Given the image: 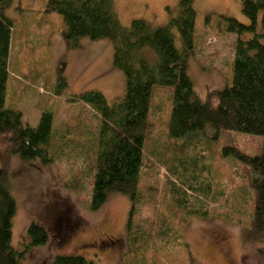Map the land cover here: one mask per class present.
Instances as JSON below:
<instances>
[{
    "label": "rangeland",
    "instance_id": "374dc122",
    "mask_svg": "<svg viewBox=\"0 0 264 264\" xmlns=\"http://www.w3.org/2000/svg\"><path fill=\"white\" fill-rule=\"evenodd\" d=\"M46 1L11 0L3 10L12 21L6 106L20 110L23 122L31 126L48 111L53 119L52 136L70 133L67 136L75 142L86 143L97 129L98 115L81 100L72 99L94 89L111 101L123 93L124 75L113 64V47L108 39L83 37L78 46L71 47L63 34L61 15L47 12ZM176 3L115 0V9L123 25L142 18L156 26L168 21L169 9H175ZM194 8V50L188 58L187 72L200 99L215 101L214 92L231 83L237 39L236 34L224 29L221 16L242 23L248 20L239 0H194ZM175 34L179 47V35ZM172 92V87L155 85L151 94L138 184L143 203L133 217V222L142 224L153 239L142 256L131 253L128 241V195L111 192L97 210H90L94 170L88 167L93 161L88 158L86 166L79 162L82 144H70L72 152L68 150L56 162L44 165L37 159L22 161L10 154L5 138L0 137V167L9 172L17 204L12 244L23 253L22 264H52L53 257L63 253L81 254L97 264H118L126 254L138 258L139 264H264L255 251L258 244H245L242 237L254 204L250 168L234 156H222L226 145L258 154L263 138L239 131L223 129L214 138L209 127L191 139L196 146L184 158L199 160L198 172L205 173V180H210L217 195L206 201L208 218L191 217L178 223L181 244L162 247L157 236L159 210L168 211L174 224L182 214L163 191L170 162L166 145ZM75 181L79 185L73 184ZM31 221L44 226L48 239L43 245L25 248Z\"/></svg>",
    "mask_w": 264,
    "mask_h": 264
},
{
    "label": "trees",
    "instance_id": "16d2710c",
    "mask_svg": "<svg viewBox=\"0 0 264 264\" xmlns=\"http://www.w3.org/2000/svg\"><path fill=\"white\" fill-rule=\"evenodd\" d=\"M239 1L247 23L221 16L224 29L236 34L237 39L231 83L212 94L217 99L215 104L210 98L200 99L187 72L188 58L194 50V0H177L175 9H169L168 21L156 26L142 18L123 25L115 0H47L46 11L61 15L65 24L63 34L71 47L78 46L83 37L108 39L113 47V64L124 75V91L111 101L94 89L72 99L81 100L98 115L95 133H90L86 143H80L83 141L69 138L70 133L52 136L53 119L48 111L41 114L37 125L31 126L23 122L20 110L6 106L12 21L3 10L11 0H0V137L5 138L8 151L22 161L37 159L47 165L62 158L70 144L74 147L82 144L79 162L86 166L88 158L93 161L88 167L94 170L90 210H97L111 192L128 195L131 202L126 229L128 241L131 253L142 256L144 248L153 245L151 233L145 232L142 224L133 222L143 203L138 184L144 164L147 116L153 87H172L166 145L170 162L166 165L168 174L163 191L169 194L172 207L180 209L182 214L174 224L168 211L159 210L157 236L162 247L176 248L178 242L182 243L178 223L191 217H209L206 201L217 194L210 180H205V173L198 172L199 160L184 155L196 146L191 139L210 127L214 138L223 129L263 138L258 154H246L226 145L222 156H234L250 168L254 204L242 237L245 244H258L256 254L264 259V0ZM175 31L179 35V47ZM207 174L210 176V167ZM73 184L79 185L78 181ZM16 208L9 172L0 167V264H22L23 253L12 244ZM26 235L25 248L43 245L48 239L46 229L36 221L30 222ZM138 261L126 254L118 264H139ZM52 264L97 263L81 254L63 253L56 254Z\"/></svg>",
    "mask_w": 264,
    "mask_h": 264
}]
</instances>
